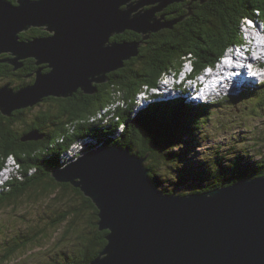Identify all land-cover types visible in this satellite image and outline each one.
I'll return each mask as SVG.
<instances>
[{"label":"water","instance_id":"95a60500","mask_svg":"<svg viewBox=\"0 0 264 264\" xmlns=\"http://www.w3.org/2000/svg\"><path fill=\"white\" fill-rule=\"evenodd\" d=\"M0 0V63L21 69L34 59L47 65L33 84L0 87V113L40 107L50 97L93 96L109 74L152 34L173 29L164 11L184 0ZM205 3L208 0H193ZM192 14L191 10L188 14ZM43 29L50 36L23 40ZM133 31L142 42H112ZM42 136L33 131L24 141ZM148 156L104 146L51 172L79 189L99 210L107 245L91 264H264V175L202 193L168 195L154 187Z\"/></svg>","mask_w":264,"mask_h":264},{"label":"trees","instance_id":"16d2710c","mask_svg":"<svg viewBox=\"0 0 264 264\" xmlns=\"http://www.w3.org/2000/svg\"><path fill=\"white\" fill-rule=\"evenodd\" d=\"M190 10L192 14L188 16ZM164 13L168 21L185 19L174 24L173 29L152 34L144 41L139 55L126 61L123 69L110 74L109 82L98 85L95 95L85 96L80 92L73 98L54 99L52 107L40 111L30 126L23 118L34 108L15 111L12 117L0 113V172L10 157L17 164L12 177L0 186V208L25 197L45 199L57 190L64 196L73 193L80 199L79 207L61 214L52 224L53 227L62 225L72 214L75 219H87L89 232L81 236L77 255L65 253V264H91L108 243V232L99 230V210L92 201L79 189L59 184L51 176L52 171L69 163V153L76 157L89 147L109 145L128 149L139 157L148 156L149 177L159 190L169 182L163 181L160 171L169 166L181 169L182 183L196 179L205 185L189 194L228 187L240 180L264 175V155L252 169L250 166L243 168L239 162L224 169L220 161L223 155H217L215 165L194 164L183 159L182 148L188 139H196L202 125L210 120L211 106L190 103L182 96L163 99L150 92L151 88L159 87L167 75L181 72L186 62L195 68L194 74L215 66L229 49L243 41L242 24L246 19L264 20V0H208L205 3L184 0L169 6ZM26 37L29 36L24 34L23 38ZM111 41L143 40L141 35L127 31ZM7 74H0L2 86L10 76ZM11 85L19 88L14 83ZM144 94L152 97L138 107L140 96ZM258 103L259 107L264 105V95ZM33 131L42 138L24 141ZM80 144L86 148L79 147ZM223 170L228 176L218 185L220 174L217 173ZM161 191L175 195L169 189ZM37 237L31 238L32 242ZM48 238L49 233L43 232V239L38 241ZM26 245L23 242L11 244L6 253H1L3 263L15 260L21 247Z\"/></svg>","mask_w":264,"mask_h":264},{"label":"rangeland","instance_id":"374dc122","mask_svg":"<svg viewBox=\"0 0 264 264\" xmlns=\"http://www.w3.org/2000/svg\"><path fill=\"white\" fill-rule=\"evenodd\" d=\"M248 28L247 31L251 36L259 31L248 30ZM251 40L254 41L253 44L256 43L253 36ZM247 48L250 47L247 46ZM172 81L167 77L163 85H171ZM0 86L2 87V83ZM249 88L250 90L239 98L220 100L211 105L210 120L205 123V126L202 125L196 139L192 137L187 140L185 147L182 148L183 159L194 164L206 162L204 164L215 165L214 159L217 155H223L220 161L224 169H230L236 162H239L243 168L256 167L264 155L262 152L264 151V105L258 107L256 104L264 93L260 91L261 88H257V91H254L252 87ZM51 107L49 104L32 108L33 110L29 111L23 120L30 126L40 111ZM205 119L207 120L208 117L206 116ZM73 156L74 153H69L67 161ZM11 170L14 168L12 169L10 164L6 170L7 178L12 174ZM244 172L250 173V171ZM180 174L181 169L178 167L163 168L160 171L161 178L169 182L160 189H169L174 191L175 195H187L205 188V185L196 179L182 183ZM217 174H220V179H217L218 185H221L228 174L224 170L221 173L218 171ZM3 178L5 179V176ZM2 182L0 180V184ZM79 206L80 199L76 195L70 193L64 196L57 190L45 199L25 197L0 208V255L6 253L10 245L15 242L27 244L21 247L15 260L12 259L6 264H65V253L68 256L75 253L77 255L82 243L81 236L89 232L87 219H75L72 214L62 225L53 227L52 224L61 214ZM43 232H48L50 238L46 241H38L43 239ZM34 236L38 237L32 242L31 238ZM2 255L0 264H5Z\"/></svg>","mask_w":264,"mask_h":264},{"label":"flooded vegetation","instance_id":"af4514ba","mask_svg":"<svg viewBox=\"0 0 264 264\" xmlns=\"http://www.w3.org/2000/svg\"><path fill=\"white\" fill-rule=\"evenodd\" d=\"M24 34L29 36V37L23 38ZM47 36H50V33H48L47 31H45L43 29H33V30H30V31H28L26 33H23L21 35V38L23 40H26V39H33V38L47 37ZM9 57L10 56L7 55V54L0 55V59L1 60L2 59H7ZM23 65L24 66L21 69L14 70V68L11 65L6 64V63H0V68L5 66V68H2L0 70V74L1 73L3 74L4 72H7L8 73L7 75H10L8 80H7L9 82L6 81L4 83H6L8 85H11V83H14L15 86H18L19 88H21V87H24V86H27V85H31V84H33L35 82L38 70L43 69V73L44 74H47L50 71L48 69L47 65H37V63H36V61L34 59H28V60L23 61ZM110 74H112V73H110ZM107 83H105V84H107ZM11 86L14 87L13 85H11ZM80 92L81 91H79L78 93H80ZM78 93L75 94V95H78ZM54 99H58V98H54V97L47 98L45 100L44 104L45 105H49V104H51V102L55 101ZM28 111H32V110H28ZM24 117H26V116H24Z\"/></svg>","mask_w":264,"mask_h":264},{"label":"bare ground","instance_id":"6f19581e","mask_svg":"<svg viewBox=\"0 0 264 264\" xmlns=\"http://www.w3.org/2000/svg\"><path fill=\"white\" fill-rule=\"evenodd\" d=\"M255 30H259L258 32L259 33H261L262 31H263V29L260 27V26H258V28L257 29H255ZM254 30V31H255ZM248 32V31H247ZM249 33V32H248ZM264 35V34H263ZM254 42V41H253ZM254 45H256V43H254ZM258 46L259 47H263L264 46V44L262 45V43H260V44H258ZM247 46L245 47V49H242V51H243V53H240V51L239 50H237L236 51V54H237V57L239 58V59H241V60H245V59H247V57H249L252 53H254V52H257L258 51V49H251V48H247ZM247 54V55H246ZM131 60V59H130ZM186 64H187V62H186ZM185 64V70L186 69H188L187 68V65ZM239 84H241V82L239 83ZM163 87H166V88H168V89H170V87H168V86H163ZM249 87H254V85L253 84H248V85H242V86H237V89L239 90V91H242L243 89H245L246 90V88H249ZM196 89L198 90V91H205V92H210L211 93V90L209 89V90H207V89H202L200 86H197L196 87ZM166 89H164V91H165ZM249 89H247V91H248ZM146 94H144V96H145ZM143 96V95H142ZM142 96H140V99H144L145 97H142ZM146 100H145V102H148L149 100H150V97H152V96H150V97H148L147 95H146ZM211 98V97H210ZM210 100H214V99H210ZM142 104V103H141ZM204 104H206V103H203V101H201V105H204ZM82 144H80L79 145V147H81V148H86V147H84L83 145L81 146ZM102 147H104V146H100V148H102ZM118 147V146H117ZM83 154H85V152L83 153ZM83 154H79V155H77L76 157L75 156H73V158H70L68 161L69 162H72V161H74V160H76V158H78L80 155H83ZM75 155V154H74ZM11 164V167H12V169L14 168V170H11L12 171V174H13V172L17 169V164H16V162H15V160L12 158V157H10L9 159H8V161H7V164H6V166H5V168L0 172V180L1 181H3L1 184H0V186H2V184L3 183H5L7 180H9L11 177H12V174L9 176L8 175V178H7V174H6V170L8 169V167H9V165ZM16 168V169H15ZM6 174V175H5ZM5 176V179L3 178ZM240 181H242V180H240ZM237 183H239V181L238 182H236L235 184H237ZM235 184H233V185H235ZM155 187V186H154Z\"/></svg>","mask_w":264,"mask_h":264},{"label":"clouds","instance_id":"9594fccd","mask_svg":"<svg viewBox=\"0 0 264 264\" xmlns=\"http://www.w3.org/2000/svg\"><path fill=\"white\" fill-rule=\"evenodd\" d=\"M248 20H250V19H246V20H245V22H247ZM252 20H253V19H252ZM245 22H243V24H242V27H243L242 29H244V28H245V25H246V23H245ZM244 30H245V29H244ZM244 30H242V34L244 33V32H243ZM188 64L190 65L191 63H190V62H187V65H188ZM191 65H192V64H191ZM75 161H77V159H76V160H74V161H72V162L65 163V164H64V166H67V165H69L70 163H73V162H75ZM64 166H63V167H64Z\"/></svg>","mask_w":264,"mask_h":264}]
</instances>
